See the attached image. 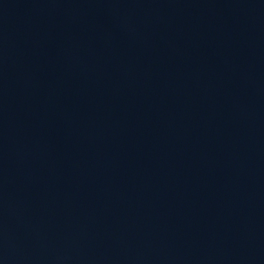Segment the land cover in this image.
I'll return each mask as SVG.
<instances>
[{
  "label": "water",
  "instance_id": "water-1",
  "mask_svg": "<svg viewBox=\"0 0 264 264\" xmlns=\"http://www.w3.org/2000/svg\"><path fill=\"white\" fill-rule=\"evenodd\" d=\"M145 264H264V0H217L194 119Z\"/></svg>",
  "mask_w": 264,
  "mask_h": 264
}]
</instances>
